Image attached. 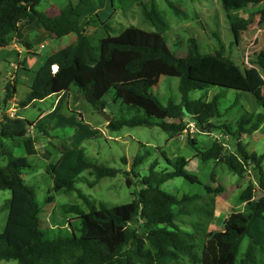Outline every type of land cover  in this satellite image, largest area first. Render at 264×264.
I'll return each mask as SVG.
<instances>
[{"label":"trees","instance_id":"trees-1","mask_svg":"<svg viewBox=\"0 0 264 264\" xmlns=\"http://www.w3.org/2000/svg\"><path fill=\"white\" fill-rule=\"evenodd\" d=\"M42 0H0V48H6L17 38L22 42V30L28 25L51 33L54 38L76 35V41L53 52L44 64L36 69L29 86L30 91L21 103L22 108L54 95L70 93L73 88L86 98L99 112L107 108L106 96L113 93L115 102L121 101L129 109L143 111L144 117L112 119L109 128L119 131L124 127L157 126L171 138L181 136L194 122L197 128L207 132L220 130L235 140L236 151L227 152L225 143L215 140L206 150L198 146L194 138L189 143L203 162L213 161L226 165L231 172L244 178L250 171L263 192L256 199L253 182L241 193L242 212L231 213L225 219L224 231H211L216 219L217 198L224 192L222 186L206 185L205 191L175 196L162 189L173 179L183 178L189 184L202 183L196 173L188 169L190 161L185 157L170 158L162 153L170 170L157 172L158 162L151 165V175L143 180L142 188L134 193V199L121 205L110 206L90 201L76 184L85 183L93 188L103 178H114L119 170L92 162L86 149L76 145H63L61 156L51 162L52 150L39 153L36 140L29 136L35 126L24 118H4L0 124V191H10L9 210L4 231L0 234V262L17 264H172L181 258L196 259L198 237H204L203 264H237L240 247L245 240L248 246L241 264H264V153L250 152L243 143L264 124V114L248 111L236 122L234 129L227 125H214L213 120L222 117L220 95L212 99L191 100L190 94L212 86L237 92L255 93L260 90L252 77L240 69L226 54L225 44L218 39L214 52H202L196 38L189 39V52L176 56L168 47L165 35L171 25L148 2L143 4L145 19L157 31L131 27L117 36L108 35L111 27L98 14L81 22L82 12L89 0L70 2L56 16L39 12ZM226 12L262 5L248 19L235 17L236 24L250 25L254 15L264 14V0H222ZM177 13H180L177 10ZM96 27V28H95ZM101 27L107 35L94 45L88 29ZM264 74V56L255 59ZM25 68L26 60L21 63ZM56 67V71L54 68ZM26 70V69H25ZM162 76L179 78L181 103L169 102L164 106L150 90L157 86ZM17 95V85L9 83L0 92V112L5 111ZM156 118V122H151ZM43 133L45 127L38 126ZM48 134V133H47ZM17 148L24 149L27 157L15 155ZM40 156L48 162L45 172L52 178L51 193L78 196L87 210L64 205L63 212L78 217L69 220L67 229L54 230L43 218V209L36 192L29 187L24 172L32 169L28 157ZM146 156H137L134 166L140 165ZM156 164V166H155ZM84 173L94 176L89 180ZM211 180L215 176L211 175ZM128 185L131 180L128 179ZM213 183V182H212ZM53 203L54 196L46 199ZM79 227H75L76 221Z\"/></svg>","mask_w":264,"mask_h":264},{"label":"rangeland","instance_id":"rangeland-1","mask_svg":"<svg viewBox=\"0 0 264 264\" xmlns=\"http://www.w3.org/2000/svg\"><path fill=\"white\" fill-rule=\"evenodd\" d=\"M76 0H42L37 7L39 12L53 16V12L60 13L70 2ZM148 2V8L152 5L171 25V30L165 35L166 42L171 51L178 57L188 54V42L196 38L202 52H214L218 49L220 40L226 46V54L257 84L256 89L260 90L257 98L255 93L237 92L232 89H223L218 86L209 87L203 91H195L190 94L191 100L200 98L212 99L220 95V111L222 117L212 121L214 125H227L234 129L236 122L242 117L245 111L254 114H264V74L255 64V59L264 56V14L254 15L250 25L236 24L235 17L248 19L254 12L260 10L262 5H250L247 8L226 12L222 0H95L97 8L104 12H112V15L105 21L110 27L108 35L117 36L127 28L135 27L147 32H156L157 29L149 23L143 13V4ZM77 4V3H76ZM94 6V5H93ZM60 10H59V9ZM59 10V11H58ZM177 10L180 13H177ZM91 10L86 12L89 17ZM94 14H98L93 13ZM99 15V14H98ZM92 16V15H91ZM103 16H107L105 13ZM96 28V27H95ZM88 29V34L93 38L94 45L98 46L99 39L105 37L107 32L101 27ZM26 33L22 31L24 38ZM28 41L32 49L29 52L20 45L21 52L16 47L9 46L0 49V92L11 83L18 87L19 110L17 117L27 119L35 123L30 130L29 136L37 143L39 153L52 150L54 155L51 162H56L61 156L63 145H76L86 149L87 157L100 165L118 169L120 172L114 178H103L93 188L85 183H77L76 188L86 195L88 200L103 202L110 206L127 204L134 199V193L142 188L143 180L151 175L150 167L158 162L155 171L161 172L171 169L166 162L163 152L170 158L181 156L190 161L188 169L196 173L202 183L189 184L183 178H176L166 182L162 189L175 196H182L186 193H203L205 186L211 184L214 187L222 186L224 192L217 198L216 219L212 223L211 231H224V222L233 212H242L244 205L241 202V193L253 182L255 197L259 199L263 192L253 171H250L244 178H240L229 170L224 164H215L213 161L203 162L196 158V150L189 143V138H194L198 146L209 149L215 140L225 143L227 152H235L236 144L232 137L220 130L207 132L206 129L197 128L194 122L189 123L188 130L181 136L171 138L157 126L124 127L119 131L109 128L112 119H131L137 116L144 117L145 113L136 109H129L121 101L115 102L113 93L106 96L107 108L104 113L99 112L86 98L77 93L73 88L70 93L54 95L43 101H36L29 107L22 108L21 103L27 95V87L33 79V72L40 68L47 57L53 52L72 45L76 41V35L71 34L63 38L37 37V34L28 32ZM18 43V41H17ZM14 44V43H13ZM31 53V54H29ZM28 57L33 63L23 68L20 63ZM30 68L31 72L25 69ZM10 72V73H9ZM180 80L176 77L162 76L157 86L150 92L158 100L167 106L169 102L181 103L179 91ZM27 86V87H26ZM27 92V93H26ZM151 118V122H156ZM42 124L47 133H43L38 126ZM243 143L248 145L250 152L264 153V124L251 136H245ZM16 156L27 157L24 149L17 148ZM137 156H146L145 160L138 166H134ZM32 169L24 172L23 178L26 184L31 187L37 195L38 201L43 209V218L56 231L67 229L69 220L78 216L63 212L64 205H75L85 211L87 205L78 196V192L71 194L51 193L53 187L52 178L45 172V165L48 163L40 156L28 157ZM156 166V164H155ZM211 175L215 180H211ZM89 180L93 181L94 176L84 173ZM128 179L131 185H128ZM213 182V183H212ZM50 196L55 197L53 203L46 201ZM11 198L10 191H0V234L4 231L9 210L7 201ZM76 221L75 227H79ZM204 237H198L196 259L181 258L172 264H203L202 254ZM248 246L245 240L240 247L238 263L241 264L244 252ZM0 264H17L15 261L0 262Z\"/></svg>","mask_w":264,"mask_h":264},{"label":"crops","instance_id":"crops-1","mask_svg":"<svg viewBox=\"0 0 264 264\" xmlns=\"http://www.w3.org/2000/svg\"><path fill=\"white\" fill-rule=\"evenodd\" d=\"M101 1V0H100ZM78 2V0H76L75 2H72L73 4H76ZM146 4V3H145ZM94 5V6H93ZM91 8H92V16H93V13H98L99 14V16H100V18H101V20L103 21V22H105V21H107L108 19H109V17L112 15V12H104V11H102V10H100L99 8H97V5L95 4V0H89V4H88V6L83 10V12H82V18H81V22H83L85 19H87V18H90L91 17V15L89 16V17H87L85 14H86V12L88 11V10H91ZM59 9V8H58ZM60 10V9H59ZM58 10V11H59ZM54 14H53V16H56V15H58L59 13L58 12H53ZM106 14L107 16L105 17V16H103V14ZM48 15V14H47ZM95 15V14H94ZM24 33H26V35L24 36V38H22V42H26V43H29L30 45H31V43L28 41V32L29 33H32V34H37V37H50V38H54L53 36H52V34L51 33H49V32H47L46 30H44V29H42V28H39V27H37L35 24H32V25H28V26H26V27H24L23 28V30H22ZM17 41H18V39L16 38L15 40H14V44H12L13 46H19V47H16L17 48V50L19 51V52H21V48H20V45H23V43H21L20 41H18V43H17ZM12 45H10V46H12ZM9 47V46H8ZM23 47H24V49H27L24 45H23ZM1 49V48H0ZM29 52H31V49L29 50V49H27ZM29 54H31V53H29ZM27 61V63L28 64H31V63H33V59L32 58H30V57H28V59L26 60ZM16 63H22L21 61H18V62H15V63H13V64H11L12 65V67H13V70L15 69V64ZM26 72H31V70H30V68H26V70H25ZM10 73V72H9ZM32 73V72H31ZM32 81V80H31ZM30 84H31V82H30ZM30 84L28 85V87H27V92H29L30 91V89H29V86H30ZM3 90H5V89H3ZM26 92V93H27ZM18 96H19V93H18V87H17V95L15 96L16 98V100L18 99Z\"/></svg>","mask_w":264,"mask_h":264},{"label":"built area","instance_id":"built-area-1","mask_svg":"<svg viewBox=\"0 0 264 264\" xmlns=\"http://www.w3.org/2000/svg\"><path fill=\"white\" fill-rule=\"evenodd\" d=\"M54 71H56V67L54 68ZM18 101L16 99H13L9 107L3 111L0 112V124L4 121V118H17V111L19 110V104L17 103Z\"/></svg>","mask_w":264,"mask_h":264}]
</instances>
